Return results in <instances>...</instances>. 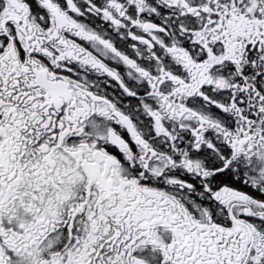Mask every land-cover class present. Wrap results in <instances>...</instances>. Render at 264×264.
<instances>
[{
	"label": "snow or ice",
	"instance_id": "6c2138e0",
	"mask_svg": "<svg viewBox=\"0 0 264 264\" xmlns=\"http://www.w3.org/2000/svg\"><path fill=\"white\" fill-rule=\"evenodd\" d=\"M0 264H264V0H0Z\"/></svg>",
	"mask_w": 264,
	"mask_h": 264
}]
</instances>
